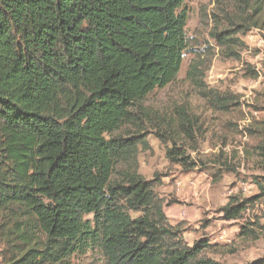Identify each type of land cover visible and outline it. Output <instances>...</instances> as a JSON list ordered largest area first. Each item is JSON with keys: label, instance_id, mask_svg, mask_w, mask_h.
Listing matches in <instances>:
<instances>
[{"label": "trees", "instance_id": "trees-1", "mask_svg": "<svg viewBox=\"0 0 264 264\" xmlns=\"http://www.w3.org/2000/svg\"><path fill=\"white\" fill-rule=\"evenodd\" d=\"M184 1L0 0L3 264H72L95 249L103 264H218L203 254L208 241L185 243L166 218L156 181L138 173L146 136L115 135L138 127L147 118L145 99L176 80L187 49ZM228 54L237 57L231 48ZM196 76L190 65L187 79ZM196 86L204 87L202 77ZM201 97L219 111L231 101L213 91ZM174 114L169 135L156 137L171 144L165 153L171 165L193 171L197 163L180 138L193 143L198 121L184 109ZM247 133L257 138L252 150L264 171V119ZM251 180L259 194L232 197L219 211L223 220L236 221L264 198V175ZM249 225L242 236L254 235Z\"/></svg>", "mask_w": 264, "mask_h": 264}, {"label": "rangeland", "instance_id": "rangeland-1", "mask_svg": "<svg viewBox=\"0 0 264 264\" xmlns=\"http://www.w3.org/2000/svg\"><path fill=\"white\" fill-rule=\"evenodd\" d=\"M184 6L188 10L187 49L176 80L145 99L142 111L147 118L142 117L138 127H123L115 135L146 136V146H138V173L147 181H156L154 191L163 200L166 218L170 225L179 227L189 247L200 239L208 241L210 248L203 254L218 264L264 260V231L249 225L255 222L264 225V198L255 203L256 208L251 207L248 217L238 221L223 220L219 213L232 197L245 199L258 195L251 177L264 175L252 150L257 138L247 133L260 127L264 119V0H185ZM256 9H260L257 17ZM255 21L257 26H253ZM233 38L242 45L228 42ZM229 48L237 57H229ZM190 65L197 67L196 82L186 77ZM199 73L202 88L196 86L201 80ZM203 91L230 98L228 110L213 108L201 97ZM175 109H184L198 121L199 132L193 143L180 138L187 154L197 163L193 171L171 165L165 157L171 144L166 138L167 142L162 143L156 137L157 131L169 135V122L171 129L175 127ZM216 158L219 163H212L209 168V161ZM209 169L211 174L203 172ZM216 170H220L218 175ZM181 180L186 181L184 190L175 185ZM190 181L198 182L195 195L187 188ZM243 187L249 188L248 193L242 191ZM245 225H249L254 235L242 236ZM5 257L0 241V264ZM71 263L103 264L104 260L95 249L74 256Z\"/></svg>", "mask_w": 264, "mask_h": 264}, {"label": "crops", "instance_id": "crops-1", "mask_svg": "<svg viewBox=\"0 0 264 264\" xmlns=\"http://www.w3.org/2000/svg\"><path fill=\"white\" fill-rule=\"evenodd\" d=\"M207 173V172H206ZM209 174V173H208ZM210 176V175H209ZM206 177H208V175L206 176ZM185 181V180H184ZM184 181H177L176 183L177 184H179L180 185V188L179 189H181L182 187V189L184 190L185 189V187H184ZM186 182V181H185ZM176 183H175V185H176ZM198 182L197 181H190L189 182V184H188V186H187V188L189 189V190H191V191H194L195 193H194V195L195 194H197V190L199 189V186H198V184H197ZM178 189V190H179ZM167 216V215H166Z\"/></svg>", "mask_w": 264, "mask_h": 264}, {"label": "built area", "instance_id": "built-area-1", "mask_svg": "<svg viewBox=\"0 0 264 264\" xmlns=\"http://www.w3.org/2000/svg\"><path fill=\"white\" fill-rule=\"evenodd\" d=\"M243 166L241 165V168H242ZM176 188L177 189H179L180 188V185L179 184H176ZM248 190H249V188H247V187H243V189H242V191L244 192V193H248ZM257 203V202H256ZM251 207H254V208H256L257 206L255 205V203L253 204V205H251V206H248L246 209H245V211L241 214V217L239 218V219H237L236 221H238V220H240L241 218H246V217H248L249 216V214H250V212H251Z\"/></svg>", "mask_w": 264, "mask_h": 264}]
</instances>
